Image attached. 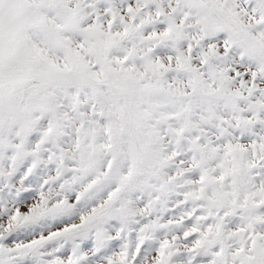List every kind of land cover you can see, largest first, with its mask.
Segmentation results:
<instances>
[{
    "label": "snow or ice",
    "instance_id": "1",
    "mask_svg": "<svg viewBox=\"0 0 264 264\" xmlns=\"http://www.w3.org/2000/svg\"><path fill=\"white\" fill-rule=\"evenodd\" d=\"M0 264H264V0H0Z\"/></svg>",
    "mask_w": 264,
    "mask_h": 264
}]
</instances>
